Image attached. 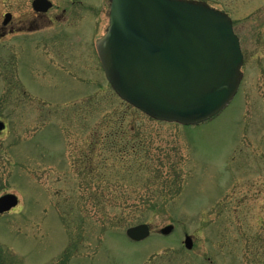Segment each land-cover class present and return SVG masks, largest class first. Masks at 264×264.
<instances>
[{
  "label": "rangeland",
  "instance_id": "rangeland-1",
  "mask_svg": "<svg viewBox=\"0 0 264 264\" xmlns=\"http://www.w3.org/2000/svg\"><path fill=\"white\" fill-rule=\"evenodd\" d=\"M224 2L241 7L244 79L195 126L148 117L98 68H17L26 49L0 43V196L18 198L0 264H264V0ZM12 10L0 0V20ZM142 223L148 238L125 236Z\"/></svg>",
  "mask_w": 264,
  "mask_h": 264
},
{
  "label": "water",
  "instance_id": "water-1",
  "mask_svg": "<svg viewBox=\"0 0 264 264\" xmlns=\"http://www.w3.org/2000/svg\"><path fill=\"white\" fill-rule=\"evenodd\" d=\"M238 43L230 18L204 3L110 0L108 27L96 51L121 99L155 120L188 126L211 119L236 94L242 77ZM17 203L14 194L2 195L0 214ZM150 233L142 223L125 234L142 241ZM191 241L185 236L187 249Z\"/></svg>",
  "mask_w": 264,
  "mask_h": 264
},
{
  "label": "flooded vegetation",
  "instance_id": "flooded-vegetation-1",
  "mask_svg": "<svg viewBox=\"0 0 264 264\" xmlns=\"http://www.w3.org/2000/svg\"><path fill=\"white\" fill-rule=\"evenodd\" d=\"M191 1L205 3L228 14L237 33L236 25L241 22H237L235 15L241 7L225 5L224 0ZM109 4V0H11L12 12H5L0 20V43L14 35L18 39L14 45L26 49L22 60L16 61L17 68L25 66L30 71L56 74L92 72L97 68L102 71L96 40L107 26ZM236 35L244 64L242 42ZM20 40L22 42L18 43ZM243 77L244 74L240 84Z\"/></svg>",
  "mask_w": 264,
  "mask_h": 264
},
{
  "label": "trees",
  "instance_id": "trees-1",
  "mask_svg": "<svg viewBox=\"0 0 264 264\" xmlns=\"http://www.w3.org/2000/svg\"><path fill=\"white\" fill-rule=\"evenodd\" d=\"M136 142H133V144H135ZM132 148H134L135 146L134 145H132L131 146ZM137 152L139 153V151H135L134 153H136L137 154Z\"/></svg>",
  "mask_w": 264,
  "mask_h": 264
},
{
  "label": "bare ground",
  "instance_id": "bare-ground-1",
  "mask_svg": "<svg viewBox=\"0 0 264 264\" xmlns=\"http://www.w3.org/2000/svg\"><path fill=\"white\" fill-rule=\"evenodd\" d=\"M110 1V0H109ZM105 29H106V27H105ZM105 29H103V30H105ZM102 36V35H101ZM99 38H101V37H99Z\"/></svg>",
  "mask_w": 264,
  "mask_h": 264
}]
</instances>
